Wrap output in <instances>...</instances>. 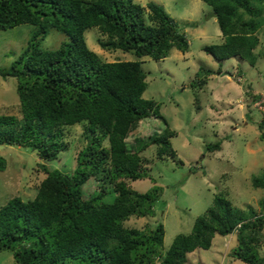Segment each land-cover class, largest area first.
<instances>
[{
	"label": "trees",
	"instance_id": "1",
	"mask_svg": "<svg viewBox=\"0 0 264 264\" xmlns=\"http://www.w3.org/2000/svg\"><path fill=\"white\" fill-rule=\"evenodd\" d=\"M202 1L211 7L224 37L222 43L206 44L203 50L219 64L232 57L255 64L260 56L253 51L258 39L252 34L258 23L253 17L243 20V13L256 15L252 2L264 0ZM24 23L38 29L11 66L0 69L2 77L17 79L22 118L0 114V144L27 147L41 160L52 161L64 149L62 127L81 122L86 144L77 152L71 173L42 164L46 177L35 196H14L0 206V250H11L15 264H183L188 253L209 249L214 236H224L240 223L230 256L264 264L257 248L264 214L244 221L237 213L242 210L223 195H215L191 231L177 234L166 250L162 223L143 228L125 225L132 216L154 214L162 187L154 184L139 192L128 180L147 175L150 159L143 151L150 144L157 146L158 158L174 156L170 139L176 132L160 115L159 103L143 97L147 81L141 62L103 61L88 46L84 33L97 27L108 36L98 41L100 47L154 60L166 58L172 48L186 52V35L164 7L153 0L144 5L135 0H0V30ZM50 27L69 40L56 49L43 48L40 43ZM213 72L200 67L190 86L200 89L207 80L200 73ZM150 114L163 119L164 131L129 151L126 139L133 121ZM257 127L264 139V117ZM220 145L218 141L206 148L217 150ZM5 166L0 154V170ZM92 178L98 181L97 192L84 197L82 186ZM109 193L114 194L111 202L105 200Z\"/></svg>",
	"mask_w": 264,
	"mask_h": 264
},
{
	"label": "rangeland",
	"instance_id": "2",
	"mask_svg": "<svg viewBox=\"0 0 264 264\" xmlns=\"http://www.w3.org/2000/svg\"><path fill=\"white\" fill-rule=\"evenodd\" d=\"M135 1L144 5L150 0ZM153 1L162 5L179 30L185 33L189 43L186 52L172 48L166 58L154 60L148 56H137L133 51L100 47L98 41L106 40L108 36L97 27L88 28L84 35L88 46L103 61L141 62L147 81L143 97L159 103L160 115L176 132L170 139L176 154L158 158L157 146L147 145L143 151V155L150 159L145 165L147 175L142 179L128 180L130 186L139 192L154 184L162 187V194L154 204V214L132 216L125 225L143 228L162 223L165 229L163 249L166 250L177 234L191 231L195 218L212 205L217 194L225 196L233 206L241 209L237 213L243 216L244 221L264 214V185H259V181L264 183V139L260 138L257 127L264 116L256 108V99H251L252 102L248 98L243 99V92L245 95L248 92L242 88L249 83L259 94L264 93V1L252 2L258 10L256 15L243 13V20L253 17L258 23L252 35L258 39L253 51L260 57L253 65L237 57L219 64L203 50L206 44L222 43L224 37L211 14V7L202 0ZM144 16L149 19L147 10H144ZM37 29L36 25L24 23L0 30V69L11 66ZM68 40L65 33L50 27L40 44L45 49H56ZM235 63L239 66H232ZM247 65L249 68L244 70ZM200 67L214 68V72L208 76L200 73V78L207 77V80L199 89L190 83ZM238 73L245 75L240 79ZM16 86L15 77L0 75V114H13L21 119V102ZM133 122L126 139L129 151L138 148L140 143H149L165 129L163 119L151 114ZM84 125L85 122H81L62 127L64 149L52 161L41 160L27 147L2 144L0 154L5 157L6 166L0 170V206L14 196L33 198L39 183L46 177L42 164L71 173L76 167L77 152L86 144ZM218 141L221 142V150H207L206 145ZM103 144L108 146V141L104 140ZM98 185L96 179L88 180L82 186L84 197L96 193ZM113 198V193L105 196L109 202ZM222 227L223 219L220 217L218 229ZM260 229L257 240L260 235L262 242L257 248L264 256V223ZM237 233L236 227L227 233L226 247L222 246V233L214 236L211 248L193 250L183 264H247L231 258L229 254L237 245ZM230 239L232 243H229ZM0 264H15L11 250H0Z\"/></svg>",
	"mask_w": 264,
	"mask_h": 264
},
{
	"label": "crops",
	"instance_id": "3",
	"mask_svg": "<svg viewBox=\"0 0 264 264\" xmlns=\"http://www.w3.org/2000/svg\"><path fill=\"white\" fill-rule=\"evenodd\" d=\"M230 59V58H229ZM238 62H240V61H238ZM232 66H239V64L238 63H235V64H232ZM231 66V67H232ZM233 68V67H232ZM245 68H246V70L249 68V66L247 65V67H244V70H245ZM212 69H214V68H212ZM237 70V69H236ZM230 72V71H229ZM228 73V72H227ZM243 73V72H242ZM235 74H236V72H235ZM239 75H238V78H243V75H245V73L244 74H241V73H238ZM242 88H244V91L245 92H248L247 93V95H245V93L243 92V89H242V92H243V94H244V97H243V99L244 98H248L249 99V101H251V99L252 98H254L255 97V95H257L258 93H259V91L258 90H254L253 89V87H252V85L251 84H249V83H246V84H244L243 86H242ZM221 146H220V148L219 149H217V150H221ZM230 235V234H229ZM227 236V235H226ZM226 236H221L222 238H223V245L222 246H225L226 247V244H225V240H227L226 238ZM214 239V238H213ZM233 241L230 239V241H229V243H232ZM212 244H213V241H212ZM212 246V245H211ZM211 248V247H210Z\"/></svg>",
	"mask_w": 264,
	"mask_h": 264
},
{
	"label": "built area",
	"instance_id": "4",
	"mask_svg": "<svg viewBox=\"0 0 264 264\" xmlns=\"http://www.w3.org/2000/svg\"><path fill=\"white\" fill-rule=\"evenodd\" d=\"M255 105L258 111L264 116V93H260L258 98L255 101Z\"/></svg>",
	"mask_w": 264,
	"mask_h": 264
},
{
	"label": "clouds",
	"instance_id": "5",
	"mask_svg": "<svg viewBox=\"0 0 264 264\" xmlns=\"http://www.w3.org/2000/svg\"><path fill=\"white\" fill-rule=\"evenodd\" d=\"M258 94H259V93H258ZM256 99H257V98H256ZM251 102H252V100H251ZM235 227H236L237 232H238V229H239V227H240V223H238ZM235 227H234V228H235ZM234 228H233L232 231H234ZM232 231H231V232H232ZM229 233H230V232H229ZM226 235H227V234H226ZM226 235H224V236H226ZM228 235H229V234H228ZM229 254H230V252H229ZM231 258H233V257L231 256ZM233 259H234V258H233Z\"/></svg>",
	"mask_w": 264,
	"mask_h": 264
},
{
	"label": "water",
	"instance_id": "6",
	"mask_svg": "<svg viewBox=\"0 0 264 264\" xmlns=\"http://www.w3.org/2000/svg\"><path fill=\"white\" fill-rule=\"evenodd\" d=\"M0 147H3V145L1 144Z\"/></svg>",
	"mask_w": 264,
	"mask_h": 264
}]
</instances>
